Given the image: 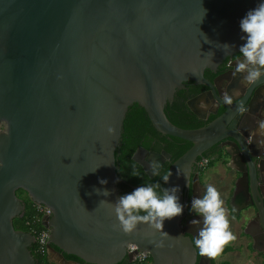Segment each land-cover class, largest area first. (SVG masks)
<instances>
[{
	"label": "water",
	"instance_id": "95a60500",
	"mask_svg": "<svg viewBox=\"0 0 264 264\" xmlns=\"http://www.w3.org/2000/svg\"><path fill=\"white\" fill-rule=\"evenodd\" d=\"M256 3L0 0V264H40L30 249L34 236L13 224L25 212L19 189L52 212L42 225L50 232L47 257L56 264H80L65 254L86 264L131 263L139 252L152 264H194L197 250L180 222L196 194L188 200L184 192L199 189L193 168L208 148L226 137L243 142L230 124L240 103L224 104L220 116L195 129L176 126L164 109L186 82L216 93L217 81L204 71H216L239 51V20ZM205 96L188 101L200 119ZM135 103L157 132L192 143L168 169L166 188L179 186L186 205L182 215L164 221L169 236L147 222L125 233L114 227L110 205L99 204L121 195L115 150ZM104 188L110 195L94 190ZM239 188L249 192L248 176Z\"/></svg>",
	"mask_w": 264,
	"mask_h": 264
},
{
	"label": "flooded vegetation",
	"instance_id": "af4514ba",
	"mask_svg": "<svg viewBox=\"0 0 264 264\" xmlns=\"http://www.w3.org/2000/svg\"><path fill=\"white\" fill-rule=\"evenodd\" d=\"M239 56L238 51L226 57L218 65L216 71L205 69V78L210 82L217 81L216 93L205 85H195L192 82L185 83L187 90H190V87L194 90L199 86L203 87L198 93L187 99L186 104L188 106L189 100L205 94L206 96L201 100L199 107L206 115L205 119L202 120H208V123L225 111L223 106L225 103L222 102V96L225 92L233 96V103L243 102L248 109L244 113H240L238 106L230 121V124H233L232 131L234 130L233 132L238 134L243 142L237 143V146L231 137H226L208 148L205 151L208 155L199 157L200 159H197V164L193 168V172L199 174V189L192 186L184 192V196L188 200L193 195V191L196 195H202L208 184L216 183L214 180L205 181L202 171L213 166V162L219 164L218 167L221 168V172L218 179L220 178L221 184L218 189L230 222L229 229L234 234L235 239L226 243L223 246V251L214 258L200 255L198 248H196L197 254L194 264H264V135L258 131V122L264 119V83L258 82V80L249 85L243 80V74L235 73V62ZM237 89L239 90L238 96L234 93V90ZM149 137L151 138V147L145 149L139 146L134 152L133 158L143 165L146 172L150 173L149 162L151 160H159L161 168L170 161L171 155L165 150L167 143L161 138L152 134H149ZM162 152L168 153L170 157L156 156V158L153 155ZM202 159L207 160L206 167L203 169L199 167V162ZM246 176L249 179V192L243 193L239 187H246ZM238 183L240 186L237 188ZM193 218L198 217H195V214L188 207L180 222V227L190 230V233H185V235H189L194 243L200 225H191L190 221ZM125 262H128L127 258L117 264ZM130 264H152V259L149 255H145L143 261L136 259Z\"/></svg>",
	"mask_w": 264,
	"mask_h": 264
},
{
	"label": "clouds",
	"instance_id": "9594fccd",
	"mask_svg": "<svg viewBox=\"0 0 264 264\" xmlns=\"http://www.w3.org/2000/svg\"><path fill=\"white\" fill-rule=\"evenodd\" d=\"M239 30L242 33L240 39L243 43L238 48L240 56L235 62V73L243 74V80L251 85L264 77V0H257L255 7L248 9L240 18ZM223 47L232 46L224 44ZM234 93L238 96L239 90H234ZM222 102L231 105L233 96L225 92ZM247 110L241 102L238 111L244 113ZM111 131L112 129L109 128V132ZM258 131L264 135V119L258 122ZM149 171L152 176H161L160 161L151 160ZM171 174L168 172L162 175L161 179L167 183ZM131 175H140L135 164L132 166ZM99 182L101 185L107 184L106 179H101ZM94 190L105 197L110 195V190L107 188ZM179 191V186L161 188L158 181L143 183L130 192L120 195L114 203L101 200L99 204L110 205L118 221L114 227L125 233H131L138 223L147 222L155 229L161 230L163 236H169L162 230L164 221L182 215L186 207L180 200ZM223 205L221 193L213 184H208L202 195L193 196L191 199L190 210L198 218H193L190 224L200 225L194 244L202 256L212 258L218 256L223 251V246L235 239L229 229L230 222ZM158 246H163V242H159Z\"/></svg>",
	"mask_w": 264,
	"mask_h": 264
},
{
	"label": "trees",
	"instance_id": "16d2710c",
	"mask_svg": "<svg viewBox=\"0 0 264 264\" xmlns=\"http://www.w3.org/2000/svg\"><path fill=\"white\" fill-rule=\"evenodd\" d=\"M202 88L201 86L197 87L195 90L191 87L190 90L184 88L175 93L172 103H167L164 109L166 116L173 124L184 129L200 128L208 124V120L204 121L199 119L186 104L187 99L198 93ZM149 134L159 137L167 143L165 150L171 155L170 161L160 168L161 176L167 174L171 162L175 161L192 146V143L189 141L173 136L162 135L157 132L151 125L146 111L136 103L131 105L123 122L120 145L115 150L117 173L122 178V181L117 184L121 195L130 192L133 188L143 183H155L158 181L161 188H166V183L161 179V176H152L149 172H146L140 162L133 158L134 152L139 146L145 149L151 147V138ZM203 155L208 154L205 152ZM133 164H135L139 170V176L131 175ZM17 195L24 200L25 212L22 217L14 218L13 224L15 229L28 231V221L32 223V227L41 229L42 224L35 221L37 216L34 214V202L29 199L26 192L22 189L17 191ZM141 214L144 213L141 212ZM30 249L32 255L40 264H56L51 261L47 255L37 254L35 251V244H33ZM65 257L80 264H86L73 255L65 254ZM123 264L130 263L128 261Z\"/></svg>",
	"mask_w": 264,
	"mask_h": 264
},
{
	"label": "built area",
	"instance_id": "2783aa9c",
	"mask_svg": "<svg viewBox=\"0 0 264 264\" xmlns=\"http://www.w3.org/2000/svg\"><path fill=\"white\" fill-rule=\"evenodd\" d=\"M207 164V160L206 159H202L199 162V167L200 168H205ZM34 206V210H35V215L37 216V219H35V221H38L40 224H42V219L44 217L50 216L51 215V210L42 205V204H33ZM27 226H28V232H30L34 238V244H35V251L37 252V254L39 255H46L47 254V246H48V240H49V236H50V232L49 229L45 228L42 225L41 229L32 227V223H30V221L27 222ZM135 246L134 245H130L129 246V250H134ZM145 258V255L141 252L137 253L136 255V259L138 261H143Z\"/></svg>",
	"mask_w": 264,
	"mask_h": 264
},
{
	"label": "rangeland",
	"instance_id": "374dc122",
	"mask_svg": "<svg viewBox=\"0 0 264 264\" xmlns=\"http://www.w3.org/2000/svg\"><path fill=\"white\" fill-rule=\"evenodd\" d=\"M212 165L213 166H211V167H208L205 171H202L203 173H202V176H203V178H204V180L205 181H211V180H214V182H216V183H214L213 185L214 186H216L217 187V189H218V187H219V185L221 184V182H220V178L218 179V177H219V173L221 172V168H219L218 167V163H216V162H213L212 163ZM210 171H212V172H210ZM218 191H219V189H218ZM220 192V191H219ZM21 195H23V194H21ZM24 196V195H23ZM27 198V197H26ZM222 198V197H221ZM28 201V200H27ZM242 263V262H241ZM240 264V263H239Z\"/></svg>",
	"mask_w": 264,
	"mask_h": 264
}]
</instances>
